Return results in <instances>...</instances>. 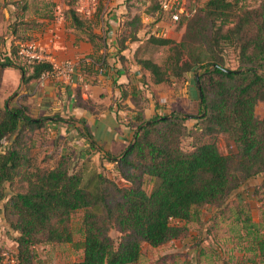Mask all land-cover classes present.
I'll use <instances>...</instances> for the list:
<instances>
[{"label": "trees", "instance_id": "obj_1", "mask_svg": "<svg viewBox=\"0 0 264 264\" xmlns=\"http://www.w3.org/2000/svg\"><path fill=\"white\" fill-rule=\"evenodd\" d=\"M77 1L67 14L79 29L85 25ZM147 44L168 46V57L161 64L149 58L136 63L154 84L188 75L187 93L196 92L197 113L175 106L158 112L137 124L132 141L117 153L98 149L84 126L81 136L92 141L99 164L90 156L79 162L69 152L60 154L53 139V165H35V134L46 132V119L29 116L20 100L0 109V207L17 234V264H43L35 263L37 246L73 243L71 222L79 212L82 243L75 247L82 258L53 264H135L144 244L157 248L179 238L185 230L180 223H200L206 208L222 209L245 183L264 174V118L255 112L264 103V0H208L185 19L180 42L152 36ZM229 52L235 68L228 65ZM16 53H4L0 69L20 70L24 84L51 68L27 64ZM77 101L90 110V102ZM219 137L226 154L218 149ZM245 217L247 251L264 264V233Z\"/></svg>", "mask_w": 264, "mask_h": 264}, {"label": "crops", "instance_id": "obj_2", "mask_svg": "<svg viewBox=\"0 0 264 264\" xmlns=\"http://www.w3.org/2000/svg\"><path fill=\"white\" fill-rule=\"evenodd\" d=\"M206 1L178 0L183 9L178 22L159 13L157 0H95L96 4L85 13L79 11L77 1L76 10L85 25L77 29L67 14L73 0H0L3 53L35 42L50 52L57 62L79 63L70 83L51 80L41 86L38 79H34L22 88L24 74L20 70L1 68L0 109L10 98V103L20 100L29 116L46 119V134L51 140H59L60 154L69 152L79 162L90 156L95 164H99V154L92 149V141L81 136L84 126L89 129L98 149L117 153L129 145L134 128L143 120L158 112L171 111L175 105L179 108L188 106L191 110L197 108L194 93H187L188 75L178 89L173 81L170 85L154 84L150 74L143 71L136 60L152 58L145 53L149 47L156 48L147 44L152 36L180 42L185 32V19ZM138 24L139 27L134 29ZM77 97L83 103L90 102V110L80 107ZM161 99L166 102L164 105ZM135 103L142 106V111ZM255 112L264 118V103H259ZM193 122L191 119L187 123L193 126ZM259 179L264 182V174L249 182L255 183ZM248 191L250 189L246 193ZM225 207L220 210L206 208L200 223H180L185 227L183 234L160 247L144 244L135 264H231L234 258L239 259L235 264H262L247 251L249 238L245 216H250L254 224L258 221L252 219V214L245 211L242 204L233 212L231 225L237 228L235 236L228 235L223 242L215 239L212 231L224 226L227 232L229 230V222L223 217ZM191 225L197 227L195 234L188 233ZM208 225L211 231L204 234L202 229ZM5 227L0 207V249L9 245L8 249L16 251V242L10 244L9 234L3 233ZM16 236L14 232L13 237ZM218 243L224 244L225 252L220 251ZM68 245L61 258L67 262L80 260L82 250L76 249L74 242ZM205 245H210L211 253Z\"/></svg>", "mask_w": 264, "mask_h": 264}, {"label": "rangeland", "instance_id": "obj_3", "mask_svg": "<svg viewBox=\"0 0 264 264\" xmlns=\"http://www.w3.org/2000/svg\"><path fill=\"white\" fill-rule=\"evenodd\" d=\"M0 17H1V12H0ZM1 41H4V39H3V36L1 37V35H0V57L4 54L3 51H1V45L3 44V43L1 44ZM145 53H146V56L147 55L152 56V58H150V59L161 64L168 57L169 50H168L167 46L164 48L149 47V48H147ZM228 57H229V63H228L229 67L235 68L236 65L234 62V55L231 52H229ZM181 83H182V80H174V87L176 89L181 88ZM193 92H194V96H195V99H193V100L197 101L196 92L194 91V89H193ZM160 101H164V100L161 99ZM172 108H171V110H172ZM174 108L177 111L185 113V114L195 115L197 113V108L196 109L194 108V110H191V108L188 106H186V108H179V106L175 105ZM189 111H191V112H189ZM168 113H170V111H168ZM193 124H196L195 120H194ZM35 135H36L35 136L36 142L34 141V143H36V145L34 146V148H32V154H33V159H34L35 165L42 167V168H50L53 165V161H50L48 158L49 152H50V149H49L50 145L48 146V144L51 143V138H48L46 132L43 134L42 131L39 132V135L37 133ZM183 144H184V147L188 146V141H184ZM217 146H218L219 151L222 154L227 153V145L225 144L223 139H221L220 137L217 139ZM109 176L114 178V176L111 173H109ZM115 179L117 182L120 183L119 179H117L116 177H115ZM249 189H250V191H248L246 193V191ZM241 204L244 206L243 209L245 211L246 210L250 211V214H252V219H254L255 222L258 221L256 223L257 224L256 226L259 228L261 233H264V222H262V212H264V182L259 179V180H255V183H254V181H250V182L248 181L240 190H238L236 193H234L229 198L227 205L223 211V217L226 219L227 222H229L227 225V226H229L228 232L226 231L227 227H225V226L219 227L216 230L212 231L213 235L215 236V239H217L219 242H223V240H225L226 236H228V235H231L233 237L235 236V234L237 232V228L235 227V225H231L233 223L232 217H233V212H234L235 208ZM245 204H247L248 206ZM247 207H248V209H247ZM81 214L82 213L79 212L76 215H74L72 222H71V229L73 232V242H74V245H76V246H77V244L81 245V243H82V232H81L82 228H81V224H80ZM207 221H208V218H206L205 222H207ZM5 224H6V227L3 231V233H5L6 235L9 234V236H7V239L9 240L10 244H12L15 241L16 237L15 238L13 237L14 232L10 229L9 225L6 222H5ZM208 227H209V225L207 227L205 226L202 229L204 231V234L210 233L211 229H208ZM196 230H197V227L195 225H191L189 227L188 233L195 234V232H197ZM115 235L116 234L113 233V236H115ZM200 237H202V236H200ZM8 246H6L5 248H4V246H1L0 251L8 249ZM68 246H69L68 244H64V245L58 244V245H42V246L35 247L33 249L35 263L53 264V263H58V262H67L68 261L67 259L63 260L61 257H62V253H64L66 251L65 248ZM209 246L210 245H205V249L207 250L208 253H211L212 250L210 251ZM220 246H222V247H220ZM223 247H224V250H223ZM218 248L220 249L221 252H225V250H226V247L224 246V244H219ZM74 257H76V255H74ZM70 259H72V258H70ZM75 259H77V258H75ZM232 261L233 262H231V264H235L236 262L239 261V259L236 260L234 258Z\"/></svg>", "mask_w": 264, "mask_h": 264}, {"label": "built area", "instance_id": "obj_4", "mask_svg": "<svg viewBox=\"0 0 264 264\" xmlns=\"http://www.w3.org/2000/svg\"><path fill=\"white\" fill-rule=\"evenodd\" d=\"M95 0H78V9L81 13L88 12L95 5ZM160 13L167 15L172 22H178L183 13L178 0H161ZM17 56L27 64H47L51 68L43 72L38 82L41 86L49 81L70 83L77 72L79 63L75 61L57 62L50 52L35 42H27L17 48ZM5 60H0L4 62ZM102 72V71H101ZM165 104V101H160ZM0 264H17L16 251L5 249L0 252Z\"/></svg>", "mask_w": 264, "mask_h": 264}, {"label": "water", "instance_id": "obj_5", "mask_svg": "<svg viewBox=\"0 0 264 264\" xmlns=\"http://www.w3.org/2000/svg\"><path fill=\"white\" fill-rule=\"evenodd\" d=\"M258 73V71H257ZM196 79V84H197V88H198V91H199V97H200V101H201V97H202V94H201V91H200V87H199V83H198V75H196L195 77ZM23 84H24V81H23V75H22V81H21V88L23 87ZM16 95V94H15ZM14 97V96H13ZM12 98H10L7 103H6V107L9 108V104H10V101H11ZM146 125V124H145Z\"/></svg>", "mask_w": 264, "mask_h": 264}]
</instances>
